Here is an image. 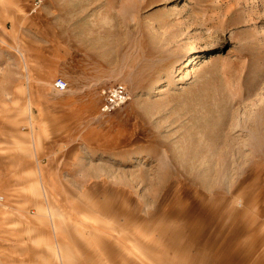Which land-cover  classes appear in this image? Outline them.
Here are the masks:
<instances>
[{"label":"rangeland","instance_id":"rangeland-1","mask_svg":"<svg viewBox=\"0 0 264 264\" xmlns=\"http://www.w3.org/2000/svg\"><path fill=\"white\" fill-rule=\"evenodd\" d=\"M0 190V264H264V0H0Z\"/></svg>","mask_w":264,"mask_h":264},{"label":"built area","instance_id":"built-area-1","mask_svg":"<svg viewBox=\"0 0 264 264\" xmlns=\"http://www.w3.org/2000/svg\"><path fill=\"white\" fill-rule=\"evenodd\" d=\"M32 10L39 9L45 0H30ZM55 89L64 91L67 88V82L62 77H57L53 82ZM101 97L100 111L103 113L112 112L124 105L130 99L128 89L121 83L112 84L103 87L99 91ZM4 200L3 194L0 192V203Z\"/></svg>","mask_w":264,"mask_h":264},{"label":"crops","instance_id":"crops-1","mask_svg":"<svg viewBox=\"0 0 264 264\" xmlns=\"http://www.w3.org/2000/svg\"><path fill=\"white\" fill-rule=\"evenodd\" d=\"M29 2H30V11L32 12L33 10H32V7H31V1L29 0ZM35 11V10H34ZM57 78V77H56ZM55 78V79H56ZM55 79L53 80V82L55 81ZM54 87V86H53ZM55 88V87H54ZM57 90V89H56ZM59 91V90H58ZM30 100L31 99H29V102H30ZM31 121H36V120H31ZM41 123V122H40ZM30 135H31V133H30ZM31 139V138H30ZM31 143H32V146H33V141H32V139H31ZM33 150H34V146H33ZM34 152L36 153V151L34 150ZM34 186H35V188H37V193H36V195L40 198V197H42L43 198V194H42V192H41V190H40V186L38 185V183H35L34 184ZM31 189H33V186H32V188ZM33 191V190H32ZM0 192H1V190H0ZM34 192V191H33ZM2 193V192H1ZM47 211V207L46 208H44V207H38V209H37V216H36V221H40L41 220V215L43 214V213H45ZM3 219V215H2V213L0 212V220H2ZM6 230V226L4 227V229L2 230L1 228H0V244H4L5 242H6V237H5V231ZM1 239H3V240H1ZM60 245V243H58L57 244V247ZM63 249H61V250H59L58 248H57V253L56 252H54V257L55 258H57V259H62V256H61V254L63 253Z\"/></svg>","mask_w":264,"mask_h":264},{"label":"bare ground","instance_id":"bare-ground-1","mask_svg":"<svg viewBox=\"0 0 264 264\" xmlns=\"http://www.w3.org/2000/svg\"><path fill=\"white\" fill-rule=\"evenodd\" d=\"M156 88V87H155ZM154 92V91H153ZM34 144V143H33ZM33 190H34V194L36 195V193L38 192L37 191V189L35 188V187H33ZM38 195V194H37ZM36 195V196H37ZM46 198V197H45ZM1 211V210H0ZM47 212L50 214V217H51V223H52V226H53V229H54V231H56V229H57V224L55 223V214H54V212H52V210L47 206ZM59 222V221H58ZM57 222V223H58ZM1 232V231H0ZM55 235H57V234H55ZM5 248V247H4ZM59 250L61 249V245H59L58 247H57ZM1 251V250H0ZM0 256H1V252H0Z\"/></svg>","mask_w":264,"mask_h":264}]
</instances>
